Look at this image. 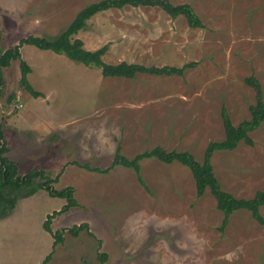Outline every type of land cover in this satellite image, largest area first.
<instances>
[{
    "label": "rangeland",
    "instance_id": "rangeland-1",
    "mask_svg": "<svg viewBox=\"0 0 264 264\" xmlns=\"http://www.w3.org/2000/svg\"><path fill=\"white\" fill-rule=\"evenodd\" d=\"M99 0H0V52L28 35H58L78 11ZM190 3L203 27L172 18L160 7L126 6L100 12L75 37L108 63L190 66L184 74L105 77L64 54L24 44L34 97L20 85V60L3 68L7 155L18 172L44 170L57 190L74 188L77 204L45 189L20 198L0 219V264H264V224L247 209L224 213L211 189L198 195L189 167L145 158L133 168H108L117 146L133 158L161 147L189 151L203 162L208 144L225 138L222 109L238 125L250 118L256 89L264 100V0H170ZM16 95L12 105L6 99ZM233 150L211 157L223 192L251 198L264 191V122ZM264 217V206L261 207ZM86 223L74 236L68 228ZM104 258V260H102Z\"/></svg>",
    "mask_w": 264,
    "mask_h": 264
},
{
    "label": "trees",
    "instance_id": "trees-1",
    "mask_svg": "<svg viewBox=\"0 0 264 264\" xmlns=\"http://www.w3.org/2000/svg\"><path fill=\"white\" fill-rule=\"evenodd\" d=\"M126 6H151L160 7L172 18L183 16L187 19L191 27H203L204 23L195 11L194 7L187 2L175 4L170 0H99L84 6L70 24L65 27L58 35L55 36H37L28 35L19 40L14 47L0 52V99L3 97L4 79L3 68L9 66L12 60L19 59L21 67L20 85L24 87L34 97L44 96V93L36 90L29 81L28 74L31 71L30 65L22 58L21 47L24 44L34 45L40 49L51 50L59 54H64L71 60L83 63L90 67L99 68L105 77H125L135 78L138 73H156V74H184L190 64L182 67L163 66L148 67L139 63H108L104 60V55L109 49L108 44L96 49L90 50L84 46L81 38L75 35L82 29L86 28L87 21L94 15L110 9H122ZM246 82L253 85L256 89V103L250 108L251 116L235 125L226 108L222 109L223 125L225 129V138L219 141H211L206 149L203 162L198 161L189 151L165 150L161 147L138 153L133 158L125 156L121 152V146L118 145L112 164L105 169L92 168L86 165V168L99 172H108L111 167L122 165L133 168L138 178L143 181L141 176V161L145 158L156 157L166 163L179 162L192 172L195 180L198 195H203L208 188L218 197L217 207L224 213L222 228H224L230 216L239 209H247L252 216L261 224H264V217L261 213V207L264 206V191H259L251 198H236L233 194L223 192L215 175L211 157L218 150H233L238 147L239 143L244 140L252 143L250 133L258 129L264 122V100L261 91V82L255 76L251 75L246 78ZM16 100V95L11 94L6 99L7 105H12ZM9 147L5 140L2 127L0 126V219L8 217L20 198L28 197L35 194L40 189H45L51 196L65 198L68 203L63 210H68L77 204L73 197L74 188L67 187L63 190L54 189L51 186L52 180L44 170H31L25 175L18 172L17 163L9 158L7 153ZM49 214L43 226L45 230L51 232L54 237V249L43 259L41 264H49L52 259L55 247L64 241V229L52 231L50 221L53 215ZM83 229H88L86 223L79 224L68 228V232L76 236ZM64 231V232H63ZM104 260V258H102Z\"/></svg>",
    "mask_w": 264,
    "mask_h": 264
},
{
    "label": "water",
    "instance_id": "water-1",
    "mask_svg": "<svg viewBox=\"0 0 264 264\" xmlns=\"http://www.w3.org/2000/svg\"><path fill=\"white\" fill-rule=\"evenodd\" d=\"M4 117H5V111H4L2 101L0 99V126L2 125V123L4 121Z\"/></svg>",
    "mask_w": 264,
    "mask_h": 264
},
{
    "label": "crops",
    "instance_id": "crops-1",
    "mask_svg": "<svg viewBox=\"0 0 264 264\" xmlns=\"http://www.w3.org/2000/svg\"><path fill=\"white\" fill-rule=\"evenodd\" d=\"M31 73H32V71H31Z\"/></svg>",
    "mask_w": 264,
    "mask_h": 264
}]
</instances>
